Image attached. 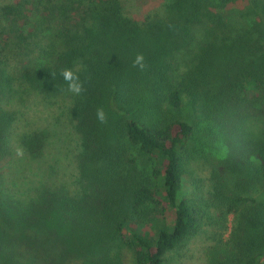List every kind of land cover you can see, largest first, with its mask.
I'll use <instances>...</instances> for the list:
<instances>
[{
	"label": "trees",
	"instance_id": "16d2710c",
	"mask_svg": "<svg viewBox=\"0 0 264 264\" xmlns=\"http://www.w3.org/2000/svg\"><path fill=\"white\" fill-rule=\"evenodd\" d=\"M237 1L166 0L142 23L119 0L0 7V164L19 88L66 104L81 139L77 196L44 187L15 197L0 169V264H171L205 227L207 264H264V0L227 23L218 11ZM64 69L81 94L67 90ZM249 116L260 117L256 138L240 132ZM18 143L36 160L44 137ZM198 159L211 168L203 198L183 192Z\"/></svg>",
	"mask_w": 264,
	"mask_h": 264
},
{
	"label": "rangeland",
	"instance_id": "374dc122",
	"mask_svg": "<svg viewBox=\"0 0 264 264\" xmlns=\"http://www.w3.org/2000/svg\"><path fill=\"white\" fill-rule=\"evenodd\" d=\"M18 0H0V7L16 3ZM123 12L132 19L145 22L147 18L160 12L166 0H119ZM249 0H238L226 6L218 13L227 23L241 24L240 13L248 10ZM0 36V45L2 43ZM187 55L182 54L179 62ZM18 89L11 99L7 109L13 113L14 122L10 130L11 156L0 164L2 187L13 193L15 197H34L36 192L45 188L66 190L72 196L80 192L78 185L79 171L77 160L81 153V139L77 133L76 121L68 113L66 104L58 102L54 105L44 103L33 92ZM242 125L241 133L251 138L258 137L261 128L259 116H249ZM40 133L44 137V147L41 156L31 160L19 146L21 135ZM211 160V159H210ZM214 165L215 162L211 160ZM204 159L193 161L189 166L194 181L187 183L184 193L194 192L197 197H205L210 189L211 168ZM196 197V196H195ZM233 216L230 215L225 228L219 230L224 240H227L232 229ZM213 228L205 227L192 238L180 252L173 254L171 264H207L206 250L213 245L211 234ZM219 233H216L217 235ZM123 264H133L125 255Z\"/></svg>",
	"mask_w": 264,
	"mask_h": 264
},
{
	"label": "clouds",
	"instance_id": "9594fccd",
	"mask_svg": "<svg viewBox=\"0 0 264 264\" xmlns=\"http://www.w3.org/2000/svg\"><path fill=\"white\" fill-rule=\"evenodd\" d=\"M132 66L134 68H138L140 71H144L146 69L147 65L145 63V58L143 54L136 55ZM61 76L63 77L64 81L67 83V90L69 92L79 95L85 90L84 82L81 81L79 75L74 73L71 69H64L61 72ZM96 117L97 120L102 124L107 122V116L102 107L97 109Z\"/></svg>",
	"mask_w": 264,
	"mask_h": 264
}]
</instances>
